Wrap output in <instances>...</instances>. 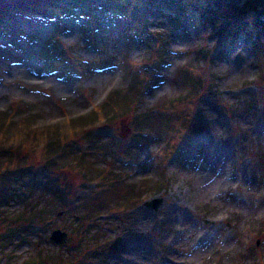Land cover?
Segmentation results:
<instances>
[{
    "label": "rangeland",
    "instance_id": "374dc122",
    "mask_svg": "<svg viewBox=\"0 0 264 264\" xmlns=\"http://www.w3.org/2000/svg\"><path fill=\"white\" fill-rule=\"evenodd\" d=\"M212 1L3 11L0 184L15 165L43 191L0 209V264H264V54L240 33L264 1ZM32 130L43 141L26 139ZM154 199L157 211L144 205ZM31 219L27 238L4 246L3 232Z\"/></svg>",
    "mask_w": 264,
    "mask_h": 264
},
{
    "label": "trees",
    "instance_id": "16d2710c",
    "mask_svg": "<svg viewBox=\"0 0 264 264\" xmlns=\"http://www.w3.org/2000/svg\"><path fill=\"white\" fill-rule=\"evenodd\" d=\"M55 1L56 0H14V1L9 0L8 1V4H9L8 8H6V6H3V7L0 6L1 7V10H0V32H4L6 29H9L7 25L3 24V22H4L3 11L8 10V12H15L16 15H21V14L28 15V16L38 15L39 13H42V12L46 11L47 9L55 10L54 9V2ZM139 1H142V0H102V2L106 3L107 5H112L110 7V10H116V11L120 10V7H122L123 5L125 6L130 2L133 4H136ZM146 1H148V2H150V1H163L165 3H170V4L175 3V4L180 5L181 8H183L184 10H187V9L188 10L189 9L194 10L198 6L202 7V8L214 7V5H212V3H210V2H214L212 0H146ZM262 1H264V0H257L254 2H255V5H257L258 3H262ZM0 4L3 5L4 2L2 0H0ZM263 10H264V6H259L254 10L253 9L247 10V13H248L247 17L244 18V21H243V24L245 26L243 29L240 30L241 31L240 33H242V32H245L246 30H248L249 28L251 29L252 35L254 37V41L256 42L254 49L256 51V54L258 55V58H260V59L264 54V49H262V47H261L262 39H261V36H259L258 31H260L261 29H264V20H262V17L264 16V14L263 15H258V14L260 12H262ZM201 13H203V11ZM223 17H224V21H223L224 23L225 22L227 23V21H229V23H227L228 25L229 24L231 25L235 21V20L231 21L232 18L227 13ZM219 18L222 19V16ZM7 32H8V30H7ZM225 32H227V31H225ZM8 33H10V32H8ZM9 37H13V36L11 34H9ZM190 80L195 82V85H197L196 88H198V86H200L201 81H199L198 77H191ZM201 87H202V85L198 89H200ZM193 91L195 92V90H193ZM194 92L190 94L191 100L192 99L196 100L197 93L195 95ZM21 113L26 114V112H21ZM21 113H18V114H21ZM24 129H25V127H24ZM25 131H26V129H25ZM19 132H20V130H19ZM184 132H187V128L183 130V133ZM7 134L8 133H6V126H3V124H1V126H0V141L3 140ZM40 135H41V133L37 134L36 131L32 130L31 134L26 135L25 138L29 139L30 137H32V139L36 138L37 140L43 141L41 139ZM26 145H29V144H25V146ZM4 170L6 171V172H4V174H5L4 181L0 184V209L3 207H10V204L17 199H28V198L31 199L32 197H34V195L36 193L40 194V191H43V190H37V189L43 188V184H41L42 183L41 178L35 177L36 180H38V182H35V180H34L33 183H35V184H33L31 187L28 185V183H30V181H33V179L29 180V182H28V176H27L26 172H22V168L18 169L17 167H15V165H13L11 169L7 170L4 168ZM44 173H45V171H44ZM105 178L107 181L112 182V184H115V182H116V178L111 176V173L109 175H105ZM38 184H40V185L37 186ZM41 196H45V193ZM36 215H38V214H36ZM35 222L36 221L31 219L30 222L27 221L21 225H11L10 228L7 231L3 232L2 236H1V241L4 244V246L12 244L17 240L24 241L27 238L28 231L33 228V226L35 225ZM83 225L84 224H82V226ZM83 229H85V227ZM91 230L92 229H90L89 231H91ZM70 241L72 243L74 240L71 239ZM87 261H88V259H81L78 264H80V263H83V264L89 263L90 264V262H87ZM61 262H62V260L60 261V263Z\"/></svg>",
    "mask_w": 264,
    "mask_h": 264
},
{
    "label": "water",
    "instance_id": "95a60500",
    "mask_svg": "<svg viewBox=\"0 0 264 264\" xmlns=\"http://www.w3.org/2000/svg\"><path fill=\"white\" fill-rule=\"evenodd\" d=\"M162 202L163 201L161 199H155L153 201L146 202L145 206L156 211L162 205ZM50 240L56 245H62L67 240V234L61 230H55L52 232Z\"/></svg>",
    "mask_w": 264,
    "mask_h": 264
},
{
    "label": "bare ground",
    "instance_id": "6f19581e",
    "mask_svg": "<svg viewBox=\"0 0 264 264\" xmlns=\"http://www.w3.org/2000/svg\"><path fill=\"white\" fill-rule=\"evenodd\" d=\"M36 77H39V76L36 75ZM115 84H116V82H112V86ZM104 88H106V87H104ZM101 89H102V87H101Z\"/></svg>",
    "mask_w": 264,
    "mask_h": 264
}]
</instances>
